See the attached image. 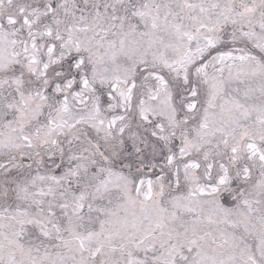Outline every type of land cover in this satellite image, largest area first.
Here are the masks:
<instances>
[{"label":"snow or ice","instance_id":"6c2138e0","mask_svg":"<svg viewBox=\"0 0 264 264\" xmlns=\"http://www.w3.org/2000/svg\"><path fill=\"white\" fill-rule=\"evenodd\" d=\"M0 264H264V0H0Z\"/></svg>","mask_w":264,"mask_h":264}]
</instances>
